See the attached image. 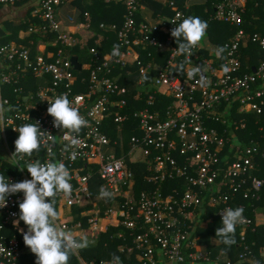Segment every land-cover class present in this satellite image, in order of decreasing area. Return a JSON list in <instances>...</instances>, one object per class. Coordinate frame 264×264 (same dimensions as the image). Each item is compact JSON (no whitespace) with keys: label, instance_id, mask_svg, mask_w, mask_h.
<instances>
[{"label":"built area","instance_id":"built-area-1","mask_svg":"<svg viewBox=\"0 0 264 264\" xmlns=\"http://www.w3.org/2000/svg\"><path fill=\"white\" fill-rule=\"evenodd\" d=\"M76 1L0 0V6L12 7L27 2L25 9H29L31 17L40 19L38 25L33 24L28 31L20 32L21 38L34 31H51L57 35V40L49 44L61 46L53 51L44 42L37 44L36 49L16 41L0 44V104L6 101L4 107L12 109L5 116V129L0 131L3 147L0 175L13 183L31 179L26 169L20 171L17 161L10 160L15 151L9 142L15 144L16 139L9 137L18 138L19 133L14 128L39 122L41 130L56 137L53 153L57 160L65 163L72 177L71 195L57 200L60 227L74 230L77 238L91 237L88 232L92 236L106 232L109 225L103 231L101 222L104 220L112 225L115 219L128 228H135L131 212L136 208L137 217H144L145 224L151 225L150 233L157 244H151L147 233L137 237L136 249L143 264H218L220 257L213 262L207 247L198 243V238L192 245L194 252L183 245L185 234L182 227L186 224L177 215L194 223L202 218L195 213L199 207L205 204L217 206L228 201L225 187L236 193L243 191L244 198L256 200L260 199L259 193L264 189V178L259 176L256 163L259 154L264 159V151L261 152L259 146L244 148L240 143L232 145L234 161L226 163L222 154L229 139L210 127V123L219 122L227 113H264V58L251 66L252 70L255 69L252 73H241L239 56L242 48L257 44L264 51L261 43L264 33H252L246 27L248 0L214 2L213 19L229 24L235 30L223 45L226 51L221 57H201V45L190 58L174 54L178 46L171 31L178 25L168 21L175 19L179 24L185 18L190 7L187 0L184 8L174 0H164L163 4L169 5L174 14H158L156 22L151 24L138 22L140 0H124L122 25L100 24L101 29H110L116 34L114 44L121 46L122 55L112 57L110 53L114 44H105L103 52L91 47L85 61L80 60L76 52L79 49L78 37L92 38L94 33L88 32L91 25H67L60 14L61 8ZM84 15L89 17L88 12ZM149 48H155L163 55L152 56L148 53ZM72 57L78 58L80 70L76 69ZM181 63L185 66L183 73L178 71ZM198 65L207 69L204 87L196 83L199 75L189 79L186 74L187 70ZM222 65H227L229 71L224 72ZM133 74L139 77L135 85L137 94L132 98L127 82L123 83ZM7 87L12 88L10 97L14 102L4 96ZM61 94H67L73 106L88 121V126L79 134L82 144L75 160L70 159V151H62L68 141L60 139L63 130L54 127L53 117L47 112V100H54ZM224 103L227 104L222 110ZM127 128L133 133L129 139L125 136ZM113 130L117 135L112 138ZM180 158L188 164L178 166ZM32 159L44 162L51 157L46 149H42ZM27 160L26 157L19 164L23 166ZM8 163L15 167L14 173L9 171ZM129 163L145 164L151 173L150 181L159 183L177 176L187 177L186 182L199 190L190 187L179 200L171 195L164 197L159 190L137 197L133 193L134 175ZM93 183L99 190L103 186L113 192L114 198H123L120 209H109L102 220L94 200ZM23 199V193L12 195L7 206L0 208V248L4 249L0 251V264L36 262V256L25 245L21 234V229L27 232V226L23 221L18 227L14 223L19 219V204ZM172 203L179 207L173 208ZM88 205L92 208L80 213L82 218H88L89 227L85 228L82 221L71 214L74 209ZM225 209L219 208L216 215L222 218ZM243 224L241 236L245 237L250 220L245 218ZM133 250L128 249L129 252ZM80 252L75 254L78 264H95L83 259Z\"/></svg>","mask_w":264,"mask_h":264},{"label":"trees","instance_id":"trees-1","mask_svg":"<svg viewBox=\"0 0 264 264\" xmlns=\"http://www.w3.org/2000/svg\"><path fill=\"white\" fill-rule=\"evenodd\" d=\"M79 7L81 8L80 14H78V22L86 23L91 25L89 31L94 33L92 38L87 39L85 36H79V49L76 50L77 55L80 60L85 61L88 57V53L91 47L95 46L100 51L103 52L106 45H113L116 43V34L110 29H101L100 24L104 23L107 25L117 24L122 25L123 17L125 14L124 0H111L107 2L106 0H77ZM142 0H140L141 3ZM172 1V0H169ZM180 8H184L185 0H174ZM144 2V0H143ZM215 0H207L205 5L192 6L185 13V18L188 16H197L201 20L207 22L206 39H208L214 49L218 47H223V45L231 38L234 34V28L226 23H221L213 19L215 13L214 10ZM153 3V2H151ZM155 5V4H154ZM10 5L0 6V13L2 10L9 8ZM28 3H17L15 6H10V13L12 10L16 9L17 15L21 17L20 24L15 25L12 21L9 22V28L11 34L5 37L4 34L0 33V44H9L12 41L24 44L25 46H31L36 49V45L40 42H44L49 50L56 51L57 47H61L57 44V47H53L50 42L57 40V35L51 31H34L30 35H26L24 38L20 37V32L28 31L33 24L38 25L40 19L38 17H31V13L28 8ZM162 14H168L172 16L174 14L173 10L169 5H162ZM84 12L89 13V17H85ZM5 17V16H4ZM4 18L2 19V21ZM245 20L247 22V29L252 33L261 32L264 33V0H248L247 12L245 14ZM1 21V22H2ZM0 22V24H2ZM106 44V45H105ZM206 44V43H205ZM102 45V47L100 46ZM177 45V43H176ZM178 46V45H177ZM204 49L200 51L201 57L208 56V48L204 45ZM208 49V50H207ZM67 53V52H66ZM65 53V54H66ZM152 56H159V52L155 48H149V52ZM166 54V53H165ZM168 54V53H167ZM224 55V53H223ZM164 57V56H163ZM261 57L264 58V51L261 50L259 45L251 44L247 48H242L240 50V61L242 63V74L252 73L253 70L251 66L257 64V60ZM147 60V59H146ZM186 61H184L185 63ZM138 74H133L129 79L125 78L124 83L127 82V86L130 91V97H134L137 92L135 90L136 81L138 79ZM34 78V77H32ZM33 86V85H32ZM34 88V87H33ZM7 91L12 93V88L7 87ZM4 96L10 97V94L4 92ZM11 101L14 102L13 98L10 97ZM227 103L223 104L222 110L226 107ZM217 116V115H216ZM244 125V128H243ZM210 127H213L219 131L220 134L228 138L229 141L226 143L224 152L222 154V159L226 163H231L234 158L231 153L234 151L232 145L241 144L244 148L260 147L261 152L264 151V113L259 115L256 113H244V114H229L228 113L220 118L219 122L210 123ZM233 133V136L230 135ZM112 138L115 137L116 131L111 132ZM133 135L130 128L126 129V139H129ZM113 140H116L113 139ZM12 147L15 151V144L12 143ZM256 163L259 167V176L264 178V159L262 155L259 154L256 158ZM25 165L24 163H22ZM188 163L184 158L178 160V166L182 167ZM10 167L9 171L14 173L15 167L8 163ZM130 169L134 175V195L137 197L142 193H154L159 190V192L164 196H175L178 200L183 195L184 192L191 187V184L186 182L187 177L181 178L179 176L174 179H167L165 182H153L149 180L151 175L150 171L147 169L145 164H132L129 163ZM93 195H95L94 200L97 202V208L100 210V220L105 217L106 212L109 209H120V203H123V198H114L110 200L99 199V189L95 187V183L92 185ZM197 190L198 187H191ZM199 190V189H198ZM225 195L228 201L225 204L220 203L219 205L209 206L207 204L199 207L196 210V214L202 216L201 219H196L194 223L183 218V216H178V218L185 222V227L182 230L185 234V241L183 245L189 247V251L194 249L192 245L195 239L198 238V243H201L207 247L209 256L212 258L213 262L217 261V257H220L218 264H264V222H258L257 215L264 216V189L259 193L260 199L256 200L254 198H244L243 191L234 192L228 187L224 188ZM120 199V200H119ZM121 201V202H118ZM180 203V201H178ZM173 208H178L179 206L172 203ZM57 207V205H56ZM243 208L244 217L250 220V226L247 229L245 237L241 236L242 230L245 227L243 223L239 224L235 232V244L231 246H226L222 243H216V230L222 227V218L216 215L219 208ZM91 205L84 208L74 209L71 216H75L78 221H82L85 228L89 227L87 217L82 218L80 216L81 210L90 209ZM129 209V207H125ZM181 209V208H180ZM132 219L136 222L135 228H128L124 224H119L118 226H108L106 232L96 234L91 237H86L91 241H94V246L87 249L81 250L80 254L89 263L94 262L95 264H101L105 261H111L112 255L115 254L120 257L122 264H143L140 259L139 251L136 249L135 240L139 235L145 233L148 234V238L151 240V244L157 245L155 243V237L150 233L149 224H145L144 217H137V210L131 212ZM160 247V245H158ZM129 248H134L133 252H129ZM34 258V255H33ZM211 261V262H212ZM32 264H36L33 260ZM69 264H78V260L75 255L71 256Z\"/></svg>","mask_w":264,"mask_h":264},{"label":"clouds","instance_id":"clouds-1","mask_svg":"<svg viewBox=\"0 0 264 264\" xmlns=\"http://www.w3.org/2000/svg\"><path fill=\"white\" fill-rule=\"evenodd\" d=\"M178 25L171 31V36L175 38L178 45L174 50L175 55H185L192 57L206 37L207 22L197 16H188L179 24L176 20L168 21ZM264 46V41L261 42ZM120 45L114 44L110 55L120 57ZM214 53L221 57L226 51L224 47L215 48ZM222 70L228 72L227 65H222ZM179 72L185 71L183 63L179 65ZM206 68L201 65L194 66L187 70L189 79L199 75L196 83L204 87L207 81L204 73ZM47 100V99H45ZM49 107L48 114L53 117L54 127L63 130V141L68 144L63 148V152L70 151V159L75 160L79 155L78 149L82 141L79 134L82 129L88 126V121L80 115L79 109L73 106L67 94H61L54 100H47ZM0 104V131H3L6 114L11 111V107H4ZM14 130L19 136L15 141V153L10 160L17 161L20 171L25 169L31 175L30 180L21 182H11L8 177L0 175V208L7 206L8 198L12 195L23 193V202L19 204V219L14 223L19 226L20 221L27 226V232L21 229L25 245L36 256V264H69L71 256L78 251L94 246V241L86 237L77 238L74 230H67L59 226L60 213L57 210V200L61 197L70 196L73 187L70 183L71 174L62 160H57L53 153L56 137L49 132L41 130L39 122L25 123ZM51 142V143H50ZM42 149H46L51 159L41 162L39 159H32L34 154L39 155ZM28 158L25 165L21 166L19 161ZM99 199H114V193L101 186ZM244 209L226 208L222 212V227L216 230V243L226 246L235 244V232L239 224L243 223L245 217ZM4 249L0 248V251ZM102 264H122L119 256L113 254L111 261Z\"/></svg>","mask_w":264,"mask_h":264},{"label":"crops","instance_id":"crops-1","mask_svg":"<svg viewBox=\"0 0 264 264\" xmlns=\"http://www.w3.org/2000/svg\"><path fill=\"white\" fill-rule=\"evenodd\" d=\"M164 0H143L141 1L140 5H141V9L139 12V16H138V22L139 23H154L157 20V15L158 14H162V10H164L162 8ZM189 2L190 8L192 6H201V5H205L207 0H187ZM78 1L74 2L73 4L70 5H66L63 8H61L60 14L61 17L64 21L65 24L67 25H79L80 23L83 22H78V14L82 13L81 12V8L79 7ZM153 2V3H151ZM155 4V5H154ZM10 9V6L9 8ZM5 8V10H2L3 13H0V22L2 21V19L4 18V20L1 22L3 23L4 21H12L13 24L18 25L20 23L19 18L20 16L17 15V11L16 9L12 10V12L10 13V10H8ZM1 11V10H0ZM162 15H166L169 16L168 14H162ZM5 16V17H4ZM1 25V24H0ZM89 33H93L91 31L88 30ZM90 34H87V36H89ZM15 41V40H14ZM206 43V44H205ZM204 45H206L208 48L207 50L208 52V56H212L215 55L214 53V45H212V43L208 40L205 39ZM204 49V48H203ZM3 155V147L0 143V156ZM109 222V221H107Z\"/></svg>","mask_w":264,"mask_h":264},{"label":"rangeland","instance_id":"rangeland-1","mask_svg":"<svg viewBox=\"0 0 264 264\" xmlns=\"http://www.w3.org/2000/svg\"><path fill=\"white\" fill-rule=\"evenodd\" d=\"M9 25H10L9 22H5V23H2L0 25V33L2 32L5 37H8L11 34V30L9 28ZM22 35L24 36L23 33H22ZM206 36H207V34H206ZM205 39H206V37H205ZM204 42H205V40L202 42L201 46H204ZM7 93L10 94L9 91H7ZM9 135L11 136V134H9ZM9 138L17 139L16 137H9ZM9 144L11 145V148L14 151L12 144L10 142H9ZM198 219H201V217ZM70 220H73V217H70ZM257 220H258V222H264V216L258 215ZM111 223H112V225L110 224V222H107V220H104L103 222H101V227H102L103 231L105 230V226H107V225L118 226L120 224V221H116L115 219H113V221ZM88 234H89V236H92V235H90L91 234L90 232H88Z\"/></svg>","mask_w":264,"mask_h":264},{"label":"water","instance_id":"water-1","mask_svg":"<svg viewBox=\"0 0 264 264\" xmlns=\"http://www.w3.org/2000/svg\"><path fill=\"white\" fill-rule=\"evenodd\" d=\"M72 62L75 65L77 70L81 69V64L78 62V58L77 57H72ZM255 71V69H253Z\"/></svg>","mask_w":264,"mask_h":264}]
</instances>
